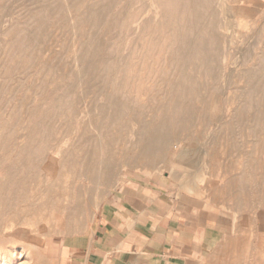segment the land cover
Returning a JSON list of instances; mask_svg holds the SVG:
<instances>
[{
  "label": "rangeland",
  "instance_id": "rangeland-1",
  "mask_svg": "<svg viewBox=\"0 0 264 264\" xmlns=\"http://www.w3.org/2000/svg\"><path fill=\"white\" fill-rule=\"evenodd\" d=\"M183 1L0 0V262L56 264L161 181L191 209L184 264L220 222L264 225V123L234 115L264 116V0Z\"/></svg>",
  "mask_w": 264,
  "mask_h": 264
},
{
  "label": "crops",
  "instance_id": "crops-1",
  "mask_svg": "<svg viewBox=\"0 0 264 264\" xmlns=\"http://www.w3.org/2000/svg\"><path fill=\"white\" fill-rule=\"evenodd\" d=\"M161 184L151 191L149 186H132L120 211L130 223L103 215L90 237L63 241L56 264H184L189 253L191 209L177 199H167ZM196 216L195 210V222ZM261 231L263 224L246 229L220 222L224 239L206 264H241L250 255L258 259L264 253ZM259 262L256 264L261 259Z\"/></svg>",
  "mask_w": 264,
  "mask_h": 264
},
{
  "label": "bare ground",
  "instance_id": "bare-ground-1",
  "mask_svg": "<svg viewBox=\"0 0 264 264\" xmlns=\"http://www.w3.org/2000/svg\"><path fill=\"white\" fill-rule=\"evenodd\" d=\"M166 1V0H165ZM208 1V0H207ZM253 1V0H252ZM161 2V1H160ZM201 2V0H184L183 2H182V4L183 5H193V6H196L198 3H200ZM229 2V1H228ZM159 3V2H158ZM171 3V2H170ZM110 4V3H109ZM108 4V5H109ZM112 4V3H111ZM164 4V3H163ZM229 4V3H228ZM171 5H172V3H171ZM162 6V5H161ZM230 6V5H229ZM105 7V6H104ZM165 7V6H164ZM161 9H162V7H160ZM174 8V7H173ZM101 9V8H100ZM176 9V8H175ZM188 9V8H187ZM214 9V8H213ZM192 10V9H191ZM107 11V10H106ZM193 11V10H192ZM169 12V11H168ZM175 13V12H174ZM189 13V12H188ZM194 13V12H193ZM126 14V13H125ZM167 14V13H166ZM171 14V13H170ZM92 15V14H91ZM104 15V14H103ZM162 15H163V13H162ZM175 15V14H174ZM194 15H195V13H194ZM196 15H197V13H196ZM200 15H201V13H200ZM214 14H212V16H213ZM101 16V15H100ZM121 17H122V15H120ZM133 16V15H132ZM168 16V15H167ZM176 16H178V15H176ZM181 16V15H180ZM130 17V16H129ZM95 18V17H94ZM115 18V17H114ZM185 18V17H184ZM189 18V17H188ZM91 19H93V17L91 18ZM131 19H133V18H131ZM166 19V18H165ZM192 19H193V17H192ZM211 19V18H210ZM214 19V18H213ZM115 20V19H114ZM180 20V19H179ZM90 21V20H89ZM113 21V20H112ZM112 21H111V23H112ZM171 21H173V20H171ZM211 23H212V21L211 20H209ZM92 22H93V20H92ZM114 22V21H113ZM163 22V21H162ZM166 22H167V20H166ZM110 23V24H111ZM167 23H169V22H167ZM176 23H178V21L176 22ZM186 23V22H185ZM230 23V22H229ZM97 24V23H96ZM159 24V23H158ZM195 24V23H194ZM196 24H197V22H196ZM152 25V24H151ZM163 25V24H162ZM166 25V24H165ZM114 26V25H113ZM129 26V25H128ZM128 26H127V28H128ZM158 26V25H157ZM160 26H161V24H160ZM196 26V25H195ZM142 27V26H141ZM144 27H145V25H144ZM112 28V27H111ZM117 28V27H116ZM131 28H133V27H131ZM148 28V27H147ZM146 28V29H147ZM158 28V27H157ZM157 28H155V30L157 29ZM192 28H193V26H192ZM216 28V27H215ZM134 29V28H133ZM186 29V28H185ZM190 29V28H189ZM158 30V29H157ZM160 30V29H159ZM158 30V31H159ZM194 30V29H193ZM192 30V31H193ZM154 31V30H153ZM152 32V31H151ZM150 32V33H151ZM160 32H161V30H160ZM132 33V32H131ZM214 33H215V31H214ZM159 34V33H158ZM184 34V33H183ZM160 35V34H159ZM187 35H189V34H187ZM194 35H195V33H194ZM158 36V35H157ZM183 36H186V35H183ZM202 36H203V34H202ZM218 36V35H217ZM159 38V37H158ZM157 38V39H158ZM181 38V37H180ZM188 39V38H187ZM191 39V38H190ZM189 39V40H190ZM217 39H219V38H217ZM147 40V39H146ZM154 41H155V39H154ZM163 42V41H162ZM187 42V41H186ZM189 42V41H188ZM158 43V42H157ZM202 43H204L203 41H202ZM180 44H181V42H180ZM205 45V44H204ZM198 45H196V47H197ZM147 47V46H146ZM180 47V46H179ZM182 47H183V45H182ZM181 47V48H182ZM206 47V46H205ZM184 48V47H183ZM159 49H161V47L159 48ZM180 49V48H179ZM179 49H177V50H179ZM201 50V49H200ZM203 50V49H202ZM218 50H219V48H218ZM158 51V50H157ZM181 51V50H180ZM191 51V50H190ZM159 52V51H158ZM184 53V52H183ZM193 53L194 54H198V50H193ZM202 53V52H201ZM178 54H179V52H178ZM191 54V53H190ZM206 54H209V53H206ZM196 56V55H195ZM193 57V56H192ZM209 58H210V56H209ZM167 59V58H166ZM189 60H191V59H189ZM188 60V61H189ZM201 60V59H200ZM210 60H212V59H210ZM181 61V60H180ZM184 61V60H183ZM186 62V61H185ZM190 63V62H189ZM206 63V62H205ZM209 63V62H208ZM186 64V63H185ZM202 64V63H201ZM209 67H210V65H209ZM174 68H176V67H174ZM183 69V68H182ZM182 69H181V71H182ZM177 70V69H176ZM189 73V72H188ZM187 73V74H188ZM250 73H252V72H250ZM180 78V77H179ZM187 81V80H186ZM125 82V81H124ZM188 82V81H187ZM194 85V84H193ZM176 86V85H175ZM178 86V85H177ZM181 86V85H180ZM174 87V86H173ZM172 87V88H173ZM191 87V86H190ZM251 88L249 89L250 90V93L246 96V97H248V98H246V99H250V98H252V100L253 101H255V99H254V94H256V92H257V90H256V88H254V86H250ZM181 88H182V86H181ZM174 89V88H173ZM258 89V88H257ZM173 91H175V90H173ZM177 91V90H176ZM183 91V90H182ZM185 91H186V89H185ZM184 92V91H183ZM182 92V93H183ZM166 93V92H165ZM193 93H195V92H193ZM174 94V93H173ZM172 95V94H171ZM180 95H181V93H180ZM166 96V95H165ZM170 96V95H169ZM174 96V95H173ZM184 96V95H183ZM188 96H189V94H188ZM190 96H191V94H190ZM250 96V97H249ZM182 98V97H181ZM170 99H171V97H170ZM177 100V99H176ZM191 100V99H190ZM245 100V99H244ZM252 100H251V102H252ZM168 101V100H167ZM166 101V102H167ZM166 102H165V104H166ZM178 102V101H177ZM182 102H183V100H182ZM116 103V102H115ZM171 103V102H170ZM163 103H161V105H162ZM188 104V103H187ZM249 104H250V102H249ZM257 104V103H256ZM115 105V104H114ZM171 105V104H170ZM185 105V104H184ZM258 105V104H257ZM165 106V105H164ZM172 107H173V105H172ZM191 107V106H190ZM162 108V107H161ZM160 108V109H161ZM179 108V107H178ZM185 108H186V106H185ZM257 108V107H256ZM155 109V108H154ZM157 109V108H156ZM159 109V110H160ZM180 109V108H179ZM183 109V108H182ZM164 110V109H163ZM171 110V109H170ZM170 110H169V112H170ZM181 110V109H180ZM185 110V109H184ZM159 112V111H158ZM180 112V111H179ZM182 112H184V111H182ZM160 113V112H159ZM186 113V112H185ZM184 113V114H185ZM166 114V113H165ZM170 114V113H169ZM235 115V117H237L239 120L240 119H243V117L245 118V117H255L254 119H255V121L257 120V123L258 124H260V123H264V116H261L260 115V113H254L253 112V109H252V107L249 105V106H247L246 107V105L245 106H242V108L239 110V111H237L236 112V114H234ZM154 116V115H153ZM157 116V115H156ZM169 116V115H168ZM167 116V117H168ZM180 116V115H179ZM116 117V116H115ZM184 118V117H183ZM151 119V118H150ZM152 119H155V118H152ZM171 119V118H170ZM110 122V121H109ZM173 122V121H172ZM176 122V121H175ZM179 122V121H178ZM183 122V121H182ZM242 122V121H241ZM254 122V121H253ZM111 123V122H110ZM147 123V122H146ZM149 123V122H148ZM239 123V122H238ZM252 123V122H251ZM158 124V123H157ZM175 124V123H174ZM255 124H256V122H255ZM172 125V124H171ZM170 127V126H169ZM172 127V126H171ZM152 128V127H151ZM164 128V127H163ZM168 129V128H167ZM172 129V128H171ZM161 130V129H160ZM169 131V130H168ZM168 133H170V132H168ZM152 134V133H151ZM158 134H159V132H158ZM171 134V133H170ZM159 137V136H158ZM165 138H166V136H165ZM167 138H169V137H167ZM170 139V138H169ZM168 139V140H169ZM165 140H167V139H165ZM146 141V140H145ZM155 141V140H154ZM154 141H152V142H154ZM158 141H159V139H158ZM164 141V140H163ZM164 144H167L166 143V141L165 142H163ZM151 145V144H150ZM147 147H149V145L147 146ZM11 249V248H10ZM20 252V251H19ZM11 255V254H10ZM15 256V255H14ZM20 257V259H21V255L19 256ZM11 258H13V257H11ZM16 258V257H15ZM12 262V259H8L7 261L5 260V261H1L0 262V264H7L8 262ZM20 264H23V263H20Z\"/></svg>",
  "mask_w": 264,
  "mask_h": 264
}]
</instances>
